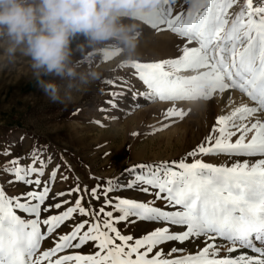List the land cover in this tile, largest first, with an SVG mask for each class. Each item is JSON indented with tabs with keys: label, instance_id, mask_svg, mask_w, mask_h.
<instances>
[{
	"label": "snow or ice",
	"instance_id": "6c2138e0",
	"mask_svg": "<svg viewBox=\"0 0 264 264\" xmlns=\"http://www.w3.org/2000/svg\"><path fill=\"white\" fill-rule=\"evenodd\" d=\"M175 4L162 0L156 9L136 13L153 29L164 25L185 42L176 58L132 62L145 90L131 100L172 102L165 117L180 119L187 112L175 102L211 99L231 89L254 105L218 116L184 159L134 166L127 170L133 180L110 179L103 190L99 183L89 189L77 182L67 192H53L60 166L48 172L53 157L44 146L0 163V264H264V120H249L264 112V0H199L173 15ZM11 147L0 156L11 155ZM205 156H224L230 163L195 158ZM122 188L152 199L109 196ZM81 192L91 200L62 199ZM101 197L97 210L91 201ZM121 222L155 226L134 238L122 234ZM187 245L196 251L186 252Z\"/></svg>",
	"mask_w": 264,
	"mask_h": 264
},
{
	"label": "rangeland",
	"instance_id": "374dc122",
	"mask_svg": "<svg viewBox=\"0 0 264 264\" xmlns=\"http://www.w3.org/2000/svg\"><path fill=\"white\" fill-rule=\"evenodd\" d=\"M190 8L189 0H176L173 15L179 12L186 13ZM135 22L139 25L140 31L136 55L128 60L123 53H115L112 49H108L107 58L104 53H98L93 58V64L100 66L101 77L86 91L77 93L73 103H52L38 87L26 58L18 57L11 63L0 59V151L12 145L11 155L0 156V163L15 156L26 155L33 147L44 146L45 155L53 157L48 172L56 165L60 166L56 181L51 185L53 192H67L75 188L77 182L82 188L87 185L89 189L99 183L103 190L107 187V180L116 178L124 182L133 180L134 175H130L127 170L134 166L184 159L188 152L211 133L218 116L229 114L241 104L254 105L246 94L235 89L239 95L237 106L230 105L232 102H229L228 107L226 104L223 108H218L214 105V100L219 98L217 96L220 92H216L211 99L175 102L178 108L187 112L183 119H180L165 117V110L173 106L172 102L158 99L148 101L143 97L138 101H132L131 97L134 93L145 90V86L134 75L136 70L132 67V62H159L176 58L181 54L179 52L178 55L171 57H164L155 51L150 54L154 48L151 42L160 34L168 32L182 44L185 42L184 38L164 25H161V30L158 31L139 18ZM143 39H147L146 43L141 42ZM121 93L123 95H117ZM109 101H114L117 107H112ZM202 103L204 106L205 104L214 106L208 116L205 111H201L204 108ZM261 113L263 116H260ZM253 117L249 120L263 119L264 112L257 113ZM21 137L23 140L20 139ZM195 158L216 165L230 163L224 156ZM193 159L188 157L187 162H192ZM136 171L140 172L141 169L136 167ZM61 176L67 179L62 180ZM47 178L46 173L42 179L47 180ZM20 188L22 189L23 186L21 185ZM8 191L9 194L12 193V189ZM78 195H85L86 200H91V197H87L83 192L72 193V196L62 199L72 202ZM109 196L136 200L152 199L148 194L128 188L109 193ZM91 202L98 210L103 203V197L100 201ZM67 206L65 205V208ZM85 206L87 207V203ZM106 210L111 209L106 208ZM154 226L150 222H137L127 227L123 222L117 225L122 234L132 235L134 238L142 237ZM69 230L63 229L64 232ZM47 246L46 243L43 245V247ZM91 251L90 248L84 249L85 253ZM195 251V245H187L186 252Z\"/></svg>",
	"mask_w": 264,
	"mask_h": 264
},
{
	"label": "clouds",
	"instance_id": "9594fccd",
	"mask_svg": "<svg viewBox=\"0 0 264 264\" xmlns=\"http://www.w3.org/2000/svg\"><path fill=\"white\" fill-rule=\"evenodd\" d=\"M162 0H0V59L29 61L52 103L69 104L101 77L98 53L136 55L138 10ZM195 8L199 0H189ZM50 77V79H44Z\"/></svg>",
	"mask_w": 264,
	"mask_h": 264
},
{
	"label": "bare ground",
	"instance_id": "6f19581e",
	"mask_svg": "<svg viewBox=\"0 0 264 264\" xmlns=\"http://www.w3.org/2000/svg\"><path fill=\"white\" fill-rule=\"evenodd\" d=\"M161 28V26H160ZM149 33V32H148ZM150 36V35H148ZM147 39H143L141 42L142 43H146ZM152 45H154V48L150 51L152 54L154 51L157 52L159 55H164L167 57H171L172 55H178L180 52V48L183 46L182 42L179 41L178 39H176L175 37H173L172 35H170V33L166 32L163 34H160L159 37L153 39V41L151 42ZM162 57V58H164ZM220 95L217 96L219 98H216L214 101V105L218 108H223L227 103H231L230 105H236L237 103H239L237 100L238 95V91H236L235 89H231V90H226L224 93H219ZM200 102V100H199ZM197 101V103H199ZM196 103V102H195ZM203 104V109H201L202 112H206L207 116L209 115L210 111L212 108H214L213 105L209 104ZM197 105V104H196ZM200 105V104H199ZM198 105V106H199ZM229 104H227L226 106L228 107ZM230 107V106H229ZM231 108V107H230ZM228 109V108H227ZM260 116H263V114L261 113ZM254 118V117H253ZM261 119V118H260ZM264 120V118L262 119ZM204 135V134H203ZM200 137H202V134L200 135ZM254 158V159H258ZM251 158V160H254ZM194 251V250H193ZM226 254V253H225Z\"/></svg>",
	"mask_w": 264,
	"mask_h": 264
}]
</instances>
